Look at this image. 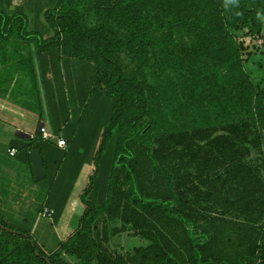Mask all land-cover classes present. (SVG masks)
Here are the masks:
<instances>
[{"label":"trees","instance_id":"obj_1","mask_svg":"<svg viewBox=\"0 0 264 264\" xmlns=\"http://www.w3.org/2000/svg\"><path fill=\"white\" fill-rule=\"evenodd\" d=\"M11 2L0 11V38L31 37L40 49L56 47L58 60L86 63L85 95H98L102 119L91 139H79L88 124L80 108L84 128L77 116L64 130V114L53 138L25 145L41 152L49 143L56 169L75 156L73 180L83 163L90 170L76 196L75 226L50 250L7 222L0 207V264H212L205 247H246L245 256L221 264H264L260 226L239 239L236 228L217 233L216 219L198 231L197 215L210 210L207 197L232 195L235 211L241 206L247 221L264 222L263 197L254 199L264 196V85L244 67L249 46L264 40V0H55L43 12L51 33L39 37L21 35L24 16L10 13ZM145 67L179 77L150 83ZM32 179L47 180L48 197L47 171ZM121 235L143 243L125 250Z\"/></svg>","mask_w":264,"mask_h":264},{"label":"crops","instance_id":"obj_2","mask_svg":"<svg viewBox=\"0 0 264 264\" xmlns=\"http://www.w3.org/2000/svg\"><path fill=\"white\" fill-rule=\"evenodd\" d=\"M26 40V38L14 36L7 39L0 38V207L2 215L7 222L26 229L31 234L34 233L37 227L38 218L41 217L39 215L41 209H52L53 213L50 217L53 220V215H56L54 223L57 225L56 231H59L56 234L52 227L57 242L74 227L71 226L69 221L67 223L60 222V218L80 175L83 183L79 190L84 186L90 165L83 163L78 169L75 180H73L75 156L74 159L66 158L56 169L51 164V160L54 159L57 150H54L51 145H46L49 144L46 143L40 152L42 164L45 165L43 171H47V176L50 179H54L53 187L50 189L48 197L49 187L45 184L47 180L34 181L32 179L29 152L26 150L25 145L31 139L39 136L38 126L41 124L53 135L54 131L58 129L55 122L49 121L48 118H45V120L42 118L41 120V93L48 91L52 97V92H54V97H57L58 69L55 65L60 64L61 69H65L70 64V61L67 59L58 60L56 47L49 46L40 49L31 37L28 38V41ZM10 50L16 53L10 52ZM32 89L37 94L34 92L29 93ZM80 90L81 92L84 91L81 88ZM75 91L79 90L75 88ZM52 112L56 115L58 109H54L51 102L50 113ZM72 113V109L67 108L65 113L67 122H65L64 130L67 129V126L71 127L75 122ZM68 119L72 120L69 121ZM95 128V126L85 127L83 132H78V138L83 140L91 139ZM10 150H13L12 154L9 153ZM258 168L261 179V176L264 175V168L261 166ZM71 180L73 181L72 183H70ZM261 187L264 189V186ZM260 197H263L262 200H264L262 194L261 196L259 194L255 195L254 199H259ZM38 198L41 200L38 201ZM238 201L239 197L232 195H225L221 198L207 197L206 205L210 207V210H201L197 213L200 217L198 231L202 228L201 225L204 222L208 223L211 219H216L213 226L219 228L216 232H219L220 235H227L229 229L236 228L239 239L241 236L243 239L244 230L248 227L260 226L261 231H264V222L254 223L247 221L246 214L241 212L243 211L241 206H238L235 211L234 204H238ZM62 203L64 205L62 210H60ZM75 209L79 215L81 206L78 205ZM27 218L30 219L29 223H26ZM191 229H194L193 225ZM259 239L257 236L256 242ZM242 241V244H245L244 240ZM45 249L50 250L48 248ZM192 252L193 250L191 249L190 254ZM236 253L238 257L241 255L245 256L246 247H205L204 255L212 264H221V262L225 263L226 261L230 263L237 261Z\"/></svg>","mask_w":264,"mask_h":264},{"label":"rangeland","instance_id":"obj_3","mask_svg":"<svg viewBox=\"0 0 264 264\" xmlns=\"http://www.w3.org/2000/svg\"><path fill=\"white\" fill-rule=\"evenodd\" d=\"M54 3H55V0H12L10 4L11 5L10 13H14L15 11L17 12V10H19L20 12L19 14H21L22 17L24 16L23 17L24 21L21 20L20 22L23 24V27L19 29L23 37H25L26 35L39 37L42 35H49L51 33L44 20L43 12L46 10L53 9ZM7 4H8V0H0V11H4L5 6ZM19 4L20 6H18ZM83 6H85V4ZM80 9L83 11V14L86 16L88 24H92L93 23L92 12L86 11L84 7ZM259 20H260V24L262 28L261 33L262 35H264V14L259 17ZM256 39H257L256 40L257 47L249 46L251 54L250 56L247 57V60L244 63V67L250 73V76L255 81V83H257L258 85H264V45H263L264 40L261 37H258ZM26 41H28V39ZM10 52L16 53L11 50ZM123 60L124 62L127 61L125 57H123ZM83 62H86V61H83ZM69 63L70 64L65 69H61L60 64L55 65L58 69L57 97H54L55 96L54 92H52V97L50 96V93L48 91H43L41 93V97H42L41 98V120L42 118L44 120L45 118H48V120H51L53 122H57L56 120L60 121L62 116L66 113L67 108H69V109H72L73 120H76V123L78 122V117H82L80 121L81 122L80 128L82 129L84 128V118H83L84 116L82 115V111H81V114H79V112H80V108L84 107L86 108L85 111H87L86 120L90 122V123L88 122L86 127L96 126L97 120L102 119V116L100 114V108H99L100 106H102V104H100V100L98 99L97 96L88 100L89 97H86L87 94L85 95V93L89 89L88 81H87L88 79L87 72H89V67L86 66L87 65L86 63H82L80 61L75 62V63H71L70 61ZM144 71L147 73V80L150 83H156L157 81L165 80L168 77L171 78L172 81H175L179 77V74L169 72V71H168L167 76H165L167 71L163 72L162 74H157L158 72L157 67H151V68L145 67ZM75 88L78 89L79 91H75ZM80 88L83 89L84 91L81 92ZM32 92L37 94V92L33 91V89L29 91V93H32ZM51 102H52L53 108L56 110L58 109V112L56 113V115L53 112L50 113ZM93 111H95V113ZM68 120L70 121L72 119H68ZM65 181L67 180L65 179ZM76 182L77 183L74 185L72 189L71 195L69 196L67 200L65 210L60 218V222L67 223L69 221L72 227L75 226L76 219L78 217V214L75 208L76 206L79 205L76 196H77V192L79 191L81 184L83 183V179L81 175L78 181L76 180ZM63 193H64V187H63ZM40 200L41 199L38 198V201ZM29 222H30V219L27 218L26 223H29ZM52 227L54 228L55 233H56L57 225H55V223L52 222V217H39L37 227L34 233L32 234L34 239L40 242L43 245V247L48 248V249L55 247V244H56V238L53 234L54 230L52 231ZM117 242H119V244L125 250L129 249V246L131 245H138V244L143 243V241L140 240L138 237H129L126 235L119 236V238L117 239Z\"/></svg>","mask_w":264,"mask_h":264},{"label":"built area","instance_id":"obj_4","mask_svg":"<svg viewBox=\"0 0 264 264\" xmlns=\"http://www.w3.org/2000/svg\"><path fill=\"white\" fill-rule=\"evenodd\" d=\"M38 133L42 139H49V138L54 137V135L51 134V132L49 130H47L43 124L38 126ZM55 143H56V146L59 148H64L66 145L65 139L61 136L55 137ZM9 153L12 154L13 150H10ZM52 213H53L52 209L43 208V209H41L39 215L41 217H50L52 215Z\"/></svg>","mask_w":264,"mask_h":264},{"label":"water","instance_id":"obj_5","mask_svg":"<svg viewBox=\"0 0 264 264\" xmlns=\"http://www.w3.org/2000/svg\"><path fill=\"white\" fill-rule=\"evenodd\" d=\"M32 175L35 179H41L44 176L42 161L39 149L31 148L29 151Z\"/></svg>","mask_w":264,"mask_h":264}]
</instances>
